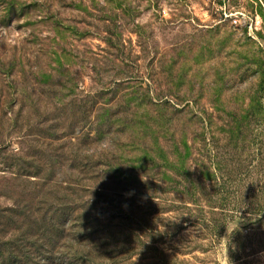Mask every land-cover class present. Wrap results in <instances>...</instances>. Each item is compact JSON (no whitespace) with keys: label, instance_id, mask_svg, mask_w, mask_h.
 Masks as SVG:
<instances>
[{"label":"rangeland","instance_id":"1","mask_svg":"<svg viewBox=\"0 0 264 264\" xmlns=\"http://www.w3.org/2000/svg\"><path fill=\"white\" fill-rule=\"evenodd\" d=\"M0 264H264V0H0Z\"/></svg>","mask_w":264,"mask_h":264},{"label":"clouds","instance_id":"2","mask_svg":"<svg viewBox=\"0 0 264 264\" xmlns=\"http://www.w3.org/2000/svg\"><path fill=\"white\" fill-rule=\"evenodd\" d=\"M115 148V145L113 141L109 137H104L101 141H99V144L96 148H84L82 149V155L86 157H93L99 153H105L113 151Z\"/></svg>","mask_w":264,"mask_h":264},{"label":"trees","instance_id":"3","mask_svg":"<svg viewBox=\"0 0 264 264\" xmlns=\"http://www.w3.org/2000/svg\"><path fill=\"white\" fill-rule=\"evenodd\" d=\"M91 193L94 194V195L91 197L90 200H89V198H88V201H87L88 204H95V203L97 204L98 200L95 199L96 196H98V197L100 196V197H104V198H106V196L108 195V194H105V195H104L103 192H91ZM61 214H62V213L59 212L58 215H57V216H58L57 218H58L59 220L61 219ZM61 223H62V222H61ZM56 229H57L58 231H60L59 228H58L57 226H56ZM62 234H63V233H62ZM62 234H60V238H58V240H54V241H53L52 246H53V245H56V244L59 242V240L62 238ZM63 237L65 238V237H67V235L64 234ZM68 244H71V243H70V240H69Z\"/></svg>","mask_w":264,"mask_h":264},{"label":"built area","instance_id":"4","mask_svg":"<svg viewBox=\"0 0 264 264\" xmlns=\"http://www.w3.org/2000/svg\"><path fill=\"white\" fill-rule=\"evenodd\" d=\"M234 23L236 24L237 23V20H234Z\"/></svg>","mask_w":264,"mask_h":264}]
</instances>
